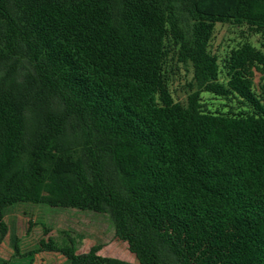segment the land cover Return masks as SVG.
<instances>
[{"label": "trees", "instance_id": "obj_1", "mask_svg": "<svg viewBox=\"0 0 264 264\" xmlns=\"http://www.w3.org/2000/svg\"><path fill=\"white\" fill-rule=\"evenodd\" d=\"M217 24L264 35V0H0V241L10 207L44 205L108 216L136 264H264V52L220 65ZM70 243L45 249L128 264Z\"/></svg>", "mask_w": 264, "mask_h": 264}, {"label": "rangeland", "instance_id": "obj_2", "mask_svg": "<svg viewBox=\"0 0 264 264\" xmlns=\"http://www.w3.org/2000/svg\"><path fill=\"white\" fill-rule=\"evenodd\" d=\"M243 41L250 42L264 52V35L249 33L246 28L237 29L228 24L215 26L210 50L222 65L231 49ZM169 89L176 102L185 103L190 93L193 71L171 61L167 68ZM226 81L225 74L220 76ZM264 80L255 77V90L261 93ZM202 102L211 111H226L235 107L214 95L203 93ZM8 232L0 241V264H65L64 257L45 249L47 246L64 248L72 241L77 253H86L91 247L101 245V256L128 264H136V258L125 242L118 240L108 216L75 209L51 208L44 205L18 204L10 207L2 219ZM17 248V250H16ZM36 251L35 253H31Z\"/></svg>", "mask_w": 264, "mask_h": 264}]
</instances>
